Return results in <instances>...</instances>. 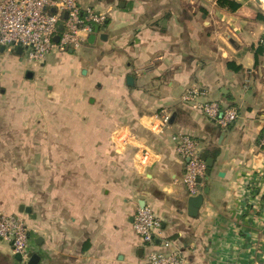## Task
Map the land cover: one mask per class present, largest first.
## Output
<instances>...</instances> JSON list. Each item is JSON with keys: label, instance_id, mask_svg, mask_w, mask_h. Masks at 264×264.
I'll list each match as a JSON object with an SVG mask.
<instances>
[{"label": "crops", "instance_id": "1", "mask_svg": "<svg viewBox=\"0 0 264 264\" xmlns=\"http://www.w3.org/2000/svg\"><path fill=\"white\" fill-rule=\"evenodd\" d=\"M77 2L107 14L93 30V42H103L100 53L94 49V59H83L84 73L78 71V95L87 97L79 104L90 106L94 133L65 143L74 153L62 165L56 198L49 196L58 225L45 217L37 222L20 204L17 212L0 210L25 218L35 264H146L145 245L132 228L142 205L161 222L147 251H178L183 264H264V51L255 63L264 38L255 16L264 12L249 0ZM188 86L234 107L237 119L223 128L182 102ZM162 108L170 118L157 130L154 115ZM175 132L194 137L211 161L198 193L183 182ZM144 149L151 152L148 164L139 160ZM29 258L18 259L0 238V264Z\"/></svg>", "mask_w": 264, "mask_h": 264}, {"label": "rangeland", "instance_id": "2", "mask_svg": "<svg viewBox=\"0 0 264 264\" xmlns=\"http://www.w3.org/2000/svg\"><path fill=\"white\" fill-rule=\"evenodd\" d=\"M249 1L264 12V0ZM102 43L97 38L72 52L53 50L41 62L29 61L26 51L0 52V210L17 212L22 203L37 222L43 224L45 217L47 224L60 223L49 196H55L62 165L74 153L65 143L94 133L90 106L79 104L83 77L78 71L84 73L83 59H94ZM88 144L81 147L92 148Z\"/></svg>", "mask_w": 264, "mask_h": 264}, {"label": "built area", "instance_id": "3", "mask_svg": "<svg viewBox=\"0 0 264 264\" xmlns=\"http://www.w3.org/2000/svg\"><path fill=\"white\" fill-rule=\"evenodd\" d=\"M66 13V17H64ZM105 12L82 7L77 0H0V46L8 51L20 47L26 51L29 61L41 62L53 50H74L82 46L96 25L106 20ZM62 24V29L58 28ZM58 35V40L54 36ZM264 44V38L260 40ZM206 90L198 86H188L181 93V101L200 110L209 120L220 127H227L238 117L234 107L221 106L214 100L205 98ZM157 130L166 126L170 114L162 108L155 113ZM175 151L184 162L183 182L189 193L201 190L207 165L199 153L198 141L186 133L175 132L171 135ZM264 146V134L260 140ZM140 163L152 161L151 152L144 149L140 153ZM161 222L153 210L143 205L136 209L132 228L145 246L154 244ZM0 238L10 243L12 251L28 259L32 250L30 228L19 213H0ZM169 246L167 240L161 243ZM33 251V250H32ZM146 264H183L178 251L149 250Z\"/></svg>", "mask_w": 264, "mask_h": 264}, {"label": "water", "instance_id": "4", "mask_svg": "<svg viewBox=\"0 0 264 264\" xmlns=\"http://www.w3.org/2000/svg\"><path fill=\"white\" fill-rule=\"evenodd\" d=\"M64 17H66V13H64ZM58 28H59V29H62V24H61V23L58 25ZM97 31H98V27L96 26V27L94 28V32L96 33ZM95 33H93V34H91V35L89 36V38H88V41H89V42H93V41H94V39H95ZM54 40H55V41L58 40V35L54 36ZM1 50H3V46H1ZM20 51H21V48H20V47H17V48H16V52L19 53ZM131 80H132L131 77H128V78H127V82H128V83H130ZM201 158H202L204 161L206 160L205 156H202ZM206 165H207L206 173L208 174L209 171H210V167H211V161L206 160ZM142 206H143V205H142ZM19 211H21V212H28V213H29V212L31 211V207H30V206H26V205H24V204H20V205H19ZM139 251H140V248H139ZM16 257H17L18 259L21 258L19 254H16ZM29 257H30V258H29L28 264H35V263L38 261V259H39V256H38L36 253L29 254Z\"/></svg>", "mask_w": 264, "mask_h": 264}, {"label": "trees", "instance_id": "5", "mask_svg": "<svg viewBox=\"0 0 264 264\" xmlns=\"http://www.w3.org/2000/svg\"><path fill=\"white\" fill-rule=\"evenodd\" d=\"M255 18L261 22L264 23V14L261 12H257ZM264 51V44H259L257 48L255 49V63H256V57L259 52Z\"/></svg>", "mask_w": 264, "mask_h": 264}]
</instances>
